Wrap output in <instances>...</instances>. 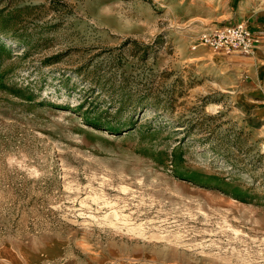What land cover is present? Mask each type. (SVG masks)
I'll use <instances>...</instances> for the list:
<instances>
[{
  "label": "rangeland",
  "instance_id": "1",
  "mask_svg": "<svg viewBox=\"0 0 264 264\" xmlns=\"http://www.w3.org/2000/svg\"><path fill=\"white\" fill-rule=\"evenodd\" d=\"M264 0H0V264H264Z\"/></svg>",
  "mask_w": 264,
  "mask_h": 264
},
{
  "label": "built area",
  "instance_id": "2",
  "mask_svg": "<svg viewBox=\"0 0 264 264\" xmlns=\"http://www.w3.org/2000/svg\"><path fill=\"white\" fill-rule=\"evenodd\" d=\"M259 40L247 22H238L202 32L194 48L204 46L215 52L253 56Z\"/></svg>",
  "mask_w": 264,
  "mask_h": 264
},
{
  "label": "crops",
  "instance_id": "3",
  "mask_svg": "<svg viewBox=\"0 0 264 264\" xmlns=\"http://www.w3.org/2000/svg\"><path fill=\"white\" fill-rule=\"evenodd\" d=\"M254 18L257 21V24H255L253 27L250 25V23L248 21H246L249 26L251 27V29L254 30H264V13H255Z\"/></svg>",
  "mask_w": 264,
  "mask_h": 264
}]
</instances>
